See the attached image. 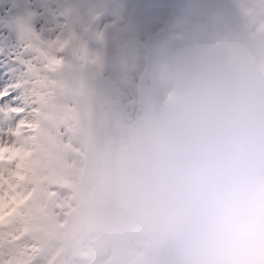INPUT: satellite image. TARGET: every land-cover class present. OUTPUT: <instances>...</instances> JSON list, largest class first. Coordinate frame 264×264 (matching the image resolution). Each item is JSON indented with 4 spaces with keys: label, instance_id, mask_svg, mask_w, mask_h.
<instances>
[{
    "label": "clouds",
    "instance_id": "1",
    "mask_svg": "<svg viewBox=\"0 0 264 264\" xmlns=\"http://www.w3.org/2000/svg\"><path fill=\"white\" fill-rule=\"evenodd\" d=\"M0 21V264H264V0H0Z\"/></svg>",
    "mask_w": 264,
    "mask_h": 264
},
{
    "label": "rangeland",
    "instance_id": "2",
    "mask_svg": "<svg viewBox=\"0 0 264 264\" xmlns=\"http://www.w3.org/2000/svg\"><path fill=\"white\" fill-rule=\"evenodd\" d=\"M3 32L4 25L3 22L0 21V41L5 38ZM0 48L4 51L3 55L0 56V62H2L0 64V86L11 88L10 93L11 95H13L10 98L5 97L4 100H0V103L3 105L2 109H0V132H2L0 133V136L2 137L0 140V146H3L5 145V143H10V141L8 140V128L3 126V123L6 120V113L4 112V110L6 107H9L10 109L16 107L17 101L19 100V97H17V87L19 85V68L17 66L18 62L15 60V54L10 50L5 51L2 45L0 46ZM8 58H10V60L12 61H6V59ZM16 97L17 99H15Z\"/></svg>",
    "mask_w": 264,
    "mask_h": 264
},
{
    "label": "bare ground",
    "instance_id": "3",
    "mask_svg": "<svg viewBox=\"0 0 264 264\" xmlns=\"http://www.w3.org/2000/svg\"><path fill=\"white\" fill-rule=\"evenodd\" d=\"M1 46V45H0ZM3 53H4V51L0 48V56H2L3 55ZM6 61H12V60H10V58H8V59H6ZM2 62H0V64H1ZM17 82V81H16ZM10 89L11 88H7V87H1L0 86V93H2V94H8V93H10ZM15 93V92H14ZM11 94V93H10ZM11 96H13V95H11ZM2 104L0 103V109H2ZM9 110H10V108L9 107H6L5 108V110H4V112L7 114L8 112H9ZM5 117V116H4ZM5 119V118H4ZM0 133H2V132H0ZM6 134V133H5ZM9 134V133H8ZM2 135V134H1ZM1 136H0V140H1Z\"/></svg>",
    "mask_w": 264,
    "mask_h": 264
},
{
    "label": "snow or ice",
    "instance_id": "4",
    "mask_svg": "<svg viewBox=\"0 0 264 264\" xmlns=\"http://www.w3.org/2000/svg\"><path fill=\"white\" fill-rule=\"evenodd\" d=\"M5 97L10 98L11 97V94L8 93V94L5 95V94L0 93V100H4Z\"/></svg>",
    "mask_w": 264,
    "mask_h": 264
}]
</instances>
